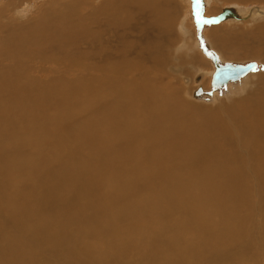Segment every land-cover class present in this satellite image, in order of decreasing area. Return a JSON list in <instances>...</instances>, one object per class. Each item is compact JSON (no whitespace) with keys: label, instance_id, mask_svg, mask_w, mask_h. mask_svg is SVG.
I'll return each instance as SVG.
<instances>
[{"label":"bare ground","instance_id":"6f19581e","mask_svg":"<svg viewBox=\"0 0 264 264\" xmlns=\"http://www.w3.org/2000/svg\"><path fill=\"white\" fill-rule=\"evenodd\" d=\"M42 1L0 5V264H264V72L189 100L185 0ZM247 19L210 47L264 62Z\"/></svg>","mask_w":264,"mask_h":264},{"label":"rangeland","instance_id":"374dc122","mask_svg":"<svg viewBox=\"0 0 264 264\" xmlns=\"http://www.w3.org/2000/svg\"><path fill=\"white\" fill-rule=\"evenodd\" d=\"M6 1H8V0H0V5L2 4L1 2H6ZM41 1L42 0H32V4L30 5L27 13L25 15L21 16L22 20L23 19L25 20L26 18L30 17V15H32L35 12L36 6L37 5L39 6L44 2V1H42V3H41ZM95 1L96 0H90L88 5H84V7L82 6L83 7L82 8V10H83L82 14L85 16L87 15L88 25L91 24V22L94 23V21H92L91 19L88 18V16H89L88 13L90 11L89 9H91L92 6L104 8V10H102V11H103V13L105 12L107 14V13H110L112 11V8L110 6L114 7L117 4V8H118V3L120 1L126 2L127 0H97L96 2ZM198 1H199V3L197 2V0L181 1L182 5L183 4L185 5V6H183L185 8L183 11V15L180 17V19L182 18L184 21H182V19L177 20V22L179 21V24H180V25L179 24L177 25V26H179L177 28L179 29L180 36H182L186 40L187 45L191 46V48H193L194 50L197 51V53L200 55V57H202L204 59V61L206 63L208 62L207 63L208 67H206V68L200 67V69L196 68V70L193 72L192 75H188L189 77L193 76V79L191 78V81H192L191 87L188 90V98H189V100L192 99L193 101L196 98L194 91L193 92L191 91V89L193 87L195 89H196V87H202V89L204 90V93H203L202 89L199 88L202 93L200 91H198V97H197L198 99H201L204 96H207L208 98H210V96H212V95L218 96L217 98H219V99L225 98V95L227 93L226 91H227L229 85L223 86L222 88L221 87H215L212 85L213 74L216 71L217 64H219V65H223L225 63L247 64L250 61H255L258 63V68L249 73V74H252L253 72H264V62L258 58L239 57V58L233 59V58L226 57L225 55L221 54L218 51V48L210 47L209 35H208L209 31H211V28L216 27L218 25L232 26L233 24H236V25H234V28L239 25L238 30H240L242 27H244L243 25L249 26V24H251V23L247 19V17L249 15L250 11L253 9H260L261 12L262 11L264 12V10H263L264 4L254 3V2L241 3L238 1H229L228 2V0H222V1L221 0H198ZM97 3H99V4H97ZM95 4H96V6H95ZM90 5H91V7H90ZM86 6H87V8H86ZM99 10H101V9H99ZM214 10H217V12L212 13V11H214ZM32 11H34V12L32 13ZM84 12H85V14H84ZM258 13H259V11H258ZM236 14H238V15H236ZM101 18L104 19L103 17H101ZM261 18H262V15H260L259 18H254V20L257 21V20H260ZM93 26H95V24H93L92 27ZM130 32L131 31H129L128 34ZM131 33H130V35H132L133 37L135 36L134 39H136V37L140 36L141 34L144 35V32L136 33L137 35L135 33H134L135 35L133 33L132 34ZM189 40H190V42H189ZM197 43H198V45H197ZM184 45L185 44H179V45H176L175 48L177 46L183 47ZM196 46H198V47H196ZM170 48H172V47H170ZM83 49H84V51L88 50V51H85V53L88 55L90 54V56L93 58L94 52H93L92 46H90V45L87 46V44H84ZM90 49L92 52L89 51ZM91 54H93V55H91ZM175 55H178V54H175ZM225 58H227V59H225ZM91 61L93 62V59ZM171 62L172 63H169L167 65L168 66V68L166 69L167 73L165 70V73L169 77L167 81L172 80V84H174L176 87H179L181 89L183 88L184 85L187 84L185 86V88H186L188 86L189 82H185V79L182 78L184 74L182 75L180 72L179 62L177 60H173ZM148 64L151 65L152 63L149 62ZM91 71H92V73L96 72L93 69H91ZM183 73H185V72H183ZM157 74H159V76L161 77L160 71L157 72L156 75ZM169 75L171 76V78ZM156 79L160 81V78H156ZM240 81L241 80H239L237 82H230V85L231 84H232V86L237 85ZM189 93H190V95H189ZM202 94H204V95H202ZM206 100L208 102L211 101V99H206Z\"/></svg>","mask_w":264,"mask_h":264},{"label":"water","instance_id":"95a60500","mask_svg":"<svg viewBox=\"0 0 264 264\" xmlns=\"http://www.w3.org/2000/svg\"><path fill=\"white\" fill-rule=\"evenodd\" d=\"M257 68L258 63L255 61H250L247 64L233 65L231 63H227L225 65L217 66L213 75L212 85L215 87L226 85L229 80H237Z\"/></svg>","mask_w":264,"mask_h":264}]
</instances>
